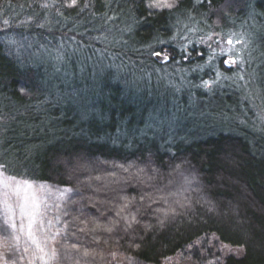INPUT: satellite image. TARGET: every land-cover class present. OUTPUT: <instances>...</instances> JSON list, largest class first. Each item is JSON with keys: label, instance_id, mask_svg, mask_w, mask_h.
Returning <instances> with one entry per match:
<instances>
[{"label": "trees", "instance_id": "obj_1", "mask_svg": "<svg viewBox=\"0 0 264 264\" xmlns=\"http://www.w3.org/2000/svg\"><path fill=\"white\" fill-rule=\"evenodd\" d=\"M254 2L175 0L172 8L153 11L150 0H0V26L8 23L11 39L35 35L52 49L65 32L86 45L79 46L84 56L98 52L88 46L92 38L117 44L84 65L71 84L59 66L46 69L15 56L0 31V96L16 115L12 121L0 111V124L26 125L20 140L5 144L15 169L2 172L80 195L93 225L83 239L130 263L161 264L213 235L242 253L206 264H264V33L260 82L250 98L226 91L228 85L203 91L199 82L211 72L201 67L204 48L172 39L185 14L221 31L246 18ZM106 19L114 30L101 28ZM189 24L183 21L184 30ZM151 51L169 62L156 63ZM179 73L189 74L197 103L186 93L166 107L167 119L179 122L146 124L160 107L156 82ZM144 87L153 91L141 92ZM190 103L198 107L192 113ZM171 132L177 135L168 143ZM0 264L15 261L5 257Z\"/></svg>", "mask_w": 264, "mask_h": 264}, {"label": "rangeland", "instance_id": "obj_2", "mask_svg": "<svg viewBox=\"0 0 264 264\" xmlns=\"http://www.w3.org/2000/svg\"><path fill=\"white\" fill-rule=\"evenodd\" d=\"M41 4L40 9H44V2ZM151 9L159 11L168 8ZM249 12L250 14L241 19L235 27L230 26L221 31L208 28L209 25L205 20L203 26H197L198 20L190 14H185L184 20L178 21L172 36L173 41L184 46L197 44L198 47L204 48V65L201 67L208 68L211 72L210 77H205L199 82V87L203 91H209L212 88H219L217 91H220L224 89L221 86L228 85L225 90L232 94L239 96L247 94L249 98L254 96V91L259 86L258 76L262 65L260 37L264 33V0H255L254 8ZM47 17L48 14L46 19ZM183 21L186 24L190 23L192 27L184 30ZM48 22H50L49 19ZM108 22V19L104 20L101 28L114 30ZM1 24L0 31L3 29L2 31L7 32L8 23ZM21 25L19 21L15 26L22 28ZM65 25L75 28L77 24L64 22ZM62 27L63 24L59 28L63 29ZM128 29L129 26L124 31ZM185 31L187 32L184 33ZM11 35L7 32L3 38L7 40L12 49L16 47L15 56L18 58L23 56L29 62L42 65L44 68L47 63L52 67L59 66L60 70L67 72L64 78L69 79V83L81 77L84 65L89 66L96 58L99 59L106 52L110 54L113 49L117 48V44L112 43L108 38L99 40L92 38L94 43L88 46L98 52L93 53L90 50L89 54L84 56L80 52L82 49L80 47L86 45H81L79 37L76 41V35L73 34L66 36V33L62 32L56 45H51L52 49L44 47L35 35H20L14 39H11ZM223 60L231 61V63L227 62L229 66L227 70L231 71L229 75L218 69L219 61L223 64ZM245 69L246 72L243 73ZM198 71L200 74L203 72L201 69ZM176 78V80L156 82L159 89L158 95H160V107L149 112L146 124L147 120L155 122L157 119L158 123L171 124L174 119L179 122L178 118L167 119L166 107L168 103L172 104L174 100L185 97L186 93L188 100L197 103L193 97L195 89L191 87L189 74L179 73ZM151 91L153 88L150 87H144L141 90L146 93ZM169 93L171 96L166 97ZM6 100L0 96V111H4L7 117L16 116L13 104ZM68 105L74 108L78 106L75 101H70ZM190 105L191 108H187L189 113L198 109L192 103ZM17 114L20 115L18 110ZM14 119L12 117V121ZM23 129H26L25 124H14L13 122L0 124V261L8 257L12 262L15 261V264H133L123 256L100 251L83 239L87 228L90 226L93 228V225L87 221L80 195L68 190H57L47 185L18 179L2 172L9 173L15 169L14 152L6 148L5 144L9 139L14 142L20 140V132ZM166 134L169 135L166 139L168 143L173 141L172 139L177 135L172 132ZM152 139L159 138L152 136ZM241 253V249L224 245L215 236L208 235L198 239L186 247L183 252L164 260L161 264H206L205 260L209 258L214 260L227 256L238 257Z\"/></svg>", "mask_w": 264, "mask_h": 264}, {"label": "snow or ice", "instance_id": "obj_3", "mask_svg": "<svg viewBox=\"0 0 264 264\" xmlns=\"http://www.w3.org/2000/svg\"><path fill=\"white\" fill-rule=\"evenodd\" d=\"M75 3V0H73ZM175 4V0H150L149 7L156 8V9H163V8H172ZM231 43V41H229ZM159 55V53H157Z\"/></svg>", "mask_w": 264, "mask_h": 264}, {"label": "water", "instance_id": "obj_4", "mask_svg": "<svg viewBox=\"0 0 264 264\" xmlns=\"http://www.w3.org/2000/svg\"><path fill=\"white\" fill-rule=\"evenodd\" d=\"M152 59L156 62V63H158V64H160V65H164V64H166V63H168V58L166 57V56H164V55H161L160 53H159V55H157V53H154L153 55H152Z\"/></svg>", "mask_w": 264, "mask_h": 264}, {"label": "bare ground", "instance_id": "obj_5", "mask_svg": "<svg viewBox=\"0 0 264 264\" xmlns=\"http://www.w3.org/2000/svg\"><path fill=\"white\" fill-rule=\"evenodd\" d=\"M154 53H160V52H154ZM153 53V54H154ZM152 54V55H153ZM161 55H164V54H162V53H160ZM164 56H166V55H164ZM167 57V56H166ZM168 58V57H167ZM168 60H169V58H168ZM169 62V61H168ZM227 62H230L231 63V61L230 60H227V61H224L223 60V64H222V61L220 62L219 61V63L218 64H221V66H222V68L224 69V70H226V71H228L227 69L229 68V66H228V64H227Z\"/></svg>", "mask_w": 264, "mask_h": 264}]
</instances>
